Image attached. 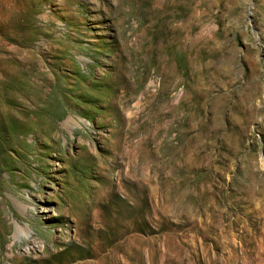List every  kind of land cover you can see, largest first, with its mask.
Here are the masks:
<instances>
[{
	"label": "rangeland",
	"instance_id": "1",
	"mask_svg": "<svg viewBox=\"0 0 264 264\" xmlns=\"http://www.w3.org/2000/svg\"><path fill=\"white\" fill-rule=\"evenodd\" d=\"M0 264H264V0H0Z\"/></svg>",
	"mask_w": 264,
	"mask_h": 264
},
{
	"label": "bare ground",
	"instance_id": "2",
	"mask_svg": "<svg viewBox=\"0 0 264 264\" xmlns=\"http://www.w3.org/2000/svg\"><path fill=\"white\" fill-rule=\"evenodd\" d=\"M25 230V235L27 234V231H26V229H24ZM24 235V232L23 231H21V229L19 228V227H16V236H15V238H18V237H22Z\"/></svg>",
	"mask_w": 264,
	"mask_h": 264
}]
</instances>
